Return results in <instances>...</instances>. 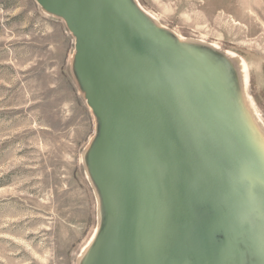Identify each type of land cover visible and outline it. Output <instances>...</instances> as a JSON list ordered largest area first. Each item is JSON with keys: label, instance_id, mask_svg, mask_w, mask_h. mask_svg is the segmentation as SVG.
<instances>
[{"label": "rangeland", "instance_id": "1", "mask_svg": "<svg viewBox=\"0 0 264 264\" xmlns=\"http://www.w3.org/2000/svg\"><path fill=\"white\" fill-rule=\"evenodd\" d=\"M73 4L88 31L102 32L110 24L141 34V45L148 46L144 65L152 70L146 86L138 82L135 88L153 91L157 99L182 98L190 90L189 104L175 124L188 120L198 135L205 114L210 115L227 140L221 153L230 150L237 171L262 184V191L236 188L225 174L222 191L217 188L220 175L207 169L213 174L198 173L205 176L204 186L194 197L181 173L183 150L151 136L154 150L171 164V180L190 210V235L211 253L214 264H264V169L240 149L233 126L244 100L251 136L264 152V0ZM88 52L67 0H0V264H207L185 244L183 210L175 200L171 206L162 164L147 140L107 124L89 96L93 86V98L109 118L143 126L149 135L162 134L153 106L125 93L133 76L136 81L140 76L121 67L115 73L118 92L110 91L98 82L110 81L106 70L96 56L88 59ZM167 119L163 129L173 135ZM186 138L175 136L183 147ZM134 146L129 156L134 163L121 166V154L117 161L110 155ZM203 158L222 169L218 152ZM136 162L142 182L133 200L116 207L119 191L136 181L135 169L129 168Z\"/></svg>", "mask_w": 264, "mask_h": 264}, {"label": "water", "instance_id": "2", "mask_svg": "<svg viewBox=\"0 0 264 264\" xmlns=\"http://www.w3.org/2000/svg\"><path fill=\"white\" fill-rule=\"evenodd\" d=\"M67 3H68L69 10L71 12V15H72L74 26H75L78 34L80 35V37L82 39V44L86 47V49L87 48H88V50L90 49V53L88 52L89 57H87V58L94 60L93 57L96 56L97 58H99L100 63L102 64L103 68L106 70L107 78H109L110 81L104 82V81L98 80L100 85L102 84L101 85L102 87L104 86L105 88H107L110 91L118 92L116 90H118L117 85L119 84V81L116 79L115 73L121 72L122 68L124 69V68H130L131 67L135 70V72L138 74V76H140L138 81H136L137 78L133 76L134 80H132V81H134V82H130L129 84H127L128 86L126 87L127 89H125V91H126L125 93L129 94L134 100H135V98H137L142 104L153 106V110H156L159 114L157 128L159 130L160 129L163 130L162 134L155 133V134L149 135L147 132L142 130L143 126L141 128H139V127L127 122L126 120H122V121L120 120L119 121V120H113V119L109 118L105 107L93 98V86L91 87V89L89 91V96H90L91 100L94 102V104L96 106H98L99 109H101L103 117H104L105 121L107 122V124L113 125V126L125 127L127 129L133 131L134 133L140 135V136L137 135L138 137H140L142 139L144 138L145 140H147L151 154L156 158V160H159L162 164V168H161L162 175H164V180L170 189V191H168V193L171 197L170 198L171 206H172L173 200H175L176 203H178V205H180V207L183 210V213H184V230H183L184 238L183 239L186 242L185 244H188L189 246H193L194 251L200 252L205 257L207 264H214L213 256L211 255V253L205 247L198 244L190 235V231H191L190 210L186 206V204L184 203L179 190L177 189V187L175 186V184L171 180L172 179L171 176L174 175V173L172 172V169H171V164H169V162H167L164 157L159 155L154 150L152 143H151V136L159 138V139L161 137L163 139V141L167 140L170 143H172L173 147L176 148L177 150H179V151L183 150V151H181L182 157L183 158L185 157L186 159L180 160L181 173H182V177H184L188 183V185H187L188 189L187 190H189V194H190V190H191L190 185L193 187V189H192L193 193L192 194L194 195V197L198 196L199 190L203 189L204 184L202 183V181L204 179L202 177H205V176L203 174L198 175V173H200L198 171H196V172L193 171V175L195 174L198 177L197 179L200 180V181L197 180L196 182L193 181L192 180L193 178L191 177L193 175H191L190 177H187L188 169L186 167V164H184L183 162H187L189 156L193 157V156L199 155L200 158H203L205 156H213V153H215V152L222 154L221 153L222 151H220V149H221V147H224L226 149V143H227V140H225L226 137L225 136L222 137V135L215 129V127L212 125V120H211L212 118L208 114L207 115L205 114V118H204V122H203L204 123V130L202 133H200L198 135L194 134L189 129L188 120H185V122H183L181 125L175 124V120H176L177 115L180 113H184L186 110V107L189 104V103H187L188 102V99H187L188 93L187 92H189L190 90L186 91V93L183 95L182 98H178V96H173V97H169V98L165 97L163 99H157L156 95L153 91H144L143 90L145 92L144 93L143 91L135 88V86L133 84L138 83V82H142V84H144V86H146V83L149 80V76L151 75V70H152V69H150L149 65H144V62H147V60H148L146 57V52H147L148 46H142L141 45V37L144 40V38L141 34H137V32H134V30L127 29V28L120 30L119 27H116L115 25L110 26V24H109V27L108 28L106 27L107 29L103 30L102 32L98 31V30H95L93 32L88 31V29H86V27H84V25L81 24V22L79 20L75 6L73 4V0H67ZM106 13H110V12H106ZM122 40H124V42H121ZM147 44H149V43H147ZM122 45H124V46H122ZM111 57H113V58L121 57V58H124V61L127 60V62H125V64H115V61L113 59L111 60ZM161 58H163V57L161 56ZM165 60H166V58H165ZM144 77H146V78H144ZM165 82L164 83L162 82L163 83V86L161 87L162 89H164ZM170 82H171V80H170ZM143 89H145V88H143ZM95 91L98 92L97 89ZM145 97H150V99H154V102H145L143 100ZM190 99H191V96H190ZM140 102L138 104L141 107H143ZM171 103L175 104L176 107L171 108ZM183 105H184V107L181 108V106H183ZM143 108H145V107H143ZM150 108H152V107H150ZM146 109H148V108H146ZM169 110H171V111H169ZM167 118L170 119L169 121L172 124V127L174 128L173 135L169 134V131H166L163 129L165 127V123H167V121H168ZM177 119H179V118L177 117ZM209 122H210V124H209ZM112 131H114V130H112ZM112 131H110L109 135L112 133ZM151 132H152V130H151ZM180 134L181 135L185 134V138L187 137L186 139L188 142H187V145L185 144L184 147H183V145L181 146V143L178 140H175V136L180 135ZM223 141H225L226 143H222ZM134 148H135V146L130 151H127L124 153L117 152V153L110 154V155L113 158V160H115L117 158V155L121 154V157L118 156V158H117V159H120V161H118L119 162L118 164L121 166H125V165H128L130 163H134V160L130 161V158H129V156L134 153V151H133ZM189 148H190V152H191L190 155L187 152V150ZM178 153H179L178 151L175 152V154H177V156H178ZM230 153H231L230 150H227L226 162L230 166V170H227V168L224 166L225 163H224L223 159L220 162L222 169H219L217 166L210 164L208 161H206L203 158V160L206 162V166L210 169L215 170L220 175L218 182H217L218 183L217 188H220L222 190L225 174H230L231 175V181L236 188H242V189H248V190H254V191H262L261 184H256V183L254 184L250 179L241 175L237 171V169L230 163V160H229ZM107 155H109V154H107ZM173 157H175V156H173ZM149 158H151L150 155H149ZM178 158H179V156H178ZM117 159H116V161H117ZM151 159H153V158H151ZM176 159H177V157H176ZM116 161H114V162H116ZM115 165L117 167V163H115ZM177 165H179V163H177ZM134 166L137 168V171H136V175H137L138 171H140V167H138L140 165L138 162H136V164H134L133 166H130L129 168H131V167L134 168ZM175 173H177V171ZM211 173L212 172L209 171L208 175H211ZM138 178H140V177L138 176ZM247 181H249L252 185L247 183ZM139 182H142V179H140V181L137 180V182L135 181L134 184L132 186H130L131 188L129 187L128 191H126V192L119 191V193L117 194L116 207H120L122 205L123 201L126 202L128 199L133 200L135 194L137 193V185ZM249 185H251V187H249ZM132 187H134V188H132ZM130 189H132V190H130ZM187 194H188V191H187ZM189 194H188V196H189ZM205 197H206L205 199H207L206 202H209L210 196L206 195ZM222 197L227 202L230 200L229 197H227L225 194ZM194 200L197 202V201H200V198H198V199L195 198ZM212 200L216 201L217 200L216 196H213ZM262 211L258 212L257 214H262Z\"/></svg>", "mask_w": 264, "mask_h": 264}, {"label": "bare ground", "instance_id": "3", "mask_svg": "<svg viewBox=\"0 0 264 264\" xmlns=\"http://www.w3.org/2000/svg\"><path fill=\"white\" fill-rule=\"evenodd\" d=\"M202 71H203V69H202ZM204 73L209 75L210 70L207 68ZM204 73H203V75H204ZM203 75L201 76L202 78H203ZM188 76H189V79L191 81H193V79H195V78H192L189 75V73H188ZM245 110H246L245 109V103H244V100H242L239 104L238 109L235 112L234 122H233V126L235 128V131L238 134L237 140H238V143L240 144V149L246 155H248V157L250 159H253V163H256L255 166H260L262 169H264V152H263L259 142L256 141L251 136L253 125H252L249 117L246 116ZM238 157H239V160H243L239 151H238ZM134 169H135V171H137V168L135 166H134ZM136 177L138 178V174L136 175ZM137 178H136V181L137 180L140 181V178H138V179ZM262 183H264V182H262Z\"/></svg>", "mask_w": 264, "mask_h": 264}, {"label": "crops", "instance_id": "4", "mask_svg": "<svg viewBox=\"0 0 264 264\" xmlns=\"http://www.w3.org/2000/svg\"><path fill=\"white\" fill-rule=\"evenodd\" d=\"M176 107L175 104L171 103V108H174ZM222 143H226L225 141H223ZM222 148V147H221ZM187 152L189 153L190 155V148L187 150ZM222 155V158H223V161H224V166L227 168V170H230V166L228 165V163L226 162V158H227V151L224 152V154H221ZM184 164H186V167L188 169V174H187V177H190L191 175H193V171L196 172H201V171H204L206 172L205 174L208 175V170L207 169H210L206 166V162L203 160V158H200L199 155L197 156H189L188 157V160L187 162H183ZM193 179V181H200L199 179H197L198 177L194 174L193 176H191ZM213 198V196H212Z\"/></svg>", "mask_w": 264, "mask_h": 264}]
</instances>
